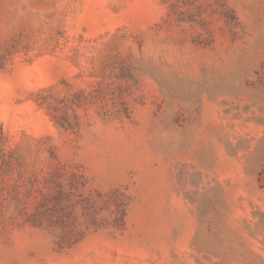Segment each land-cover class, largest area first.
<instances>
[{
  "label": "rangeland",
  "instance_id": "obj_1",
  "mask_svg": "<svg viewBox=\"0 0 264 264\" xmlns=\"http://www.w3.org/2000/svg\"><path fill=\"white\" fill-rule=\"evenodd\" d=\"M0 264H264V0H0Z\"/></svg>",
  "mask_w": 264,
  "mask_h": 264
}]
</instances>
